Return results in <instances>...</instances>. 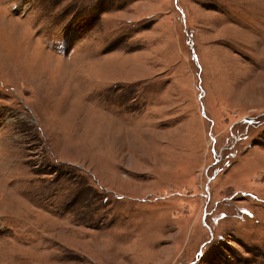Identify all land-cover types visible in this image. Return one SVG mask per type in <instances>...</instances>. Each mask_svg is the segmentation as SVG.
<instances>
[{
	"label": "rangeland",
	"instance_id": "obj_1",
	"mask_svg": "<svg viewBox=\"0 0 264 264\" xmlns=\"http://www.w3.org/2000/svg\"><path fill=\"white\" fill-rule=\"evenodd\" d=\"M0 264H264V0H0Z\"/></svg>",
	"mask_w": 264,
	"mask_h": 264
}]
</instances>
